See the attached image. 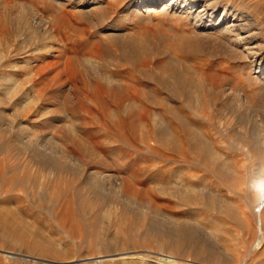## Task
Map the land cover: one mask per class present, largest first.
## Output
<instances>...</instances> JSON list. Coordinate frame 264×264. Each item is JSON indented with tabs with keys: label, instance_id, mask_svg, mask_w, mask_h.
<instances>
[{
	"label": "rangeland",
	"instance_id": "1",
	"mask_svg": "<svg viewBox=\"0 0 264 264\" xmlns=\"http://www.w3.org/2000/svg\"><path fill=\"white\" fill-rule=\"evenodd\" d=\"M151 1L0 0V264H264V0ZM239 9L259 55L216 56L195 25ZM163 117L206 134L228 171L165 141ZM161 215L197 242L162 233Z\"/></svg>",
	"mask_w": 264,
	"mask_h": 264
},
{
	"label": "bare ground",
	"instance_id": "2",
	"mask_svg": "<svg viewBox=\"0 0 264 264\" xmlns=\"http://www.w3.org/2000/svg\"><path fill=\"white\" fill-rule=\"evenodd\" d=\"M152 1H151V3H155V4L159 3V1L158 2L157 1L152 2ZM147 2L148 1H146V3ZM172 2H170L167 6H169ZM188 2H189V0H183V4H184L183 7H186L187 5H189ZM174 3L176 4V2H174ZM191 8H187V9L188 10L190 9V11H191ZM164 9L166 10L167 8L165 7ZM203 10H205V6H204ZM137 11H138V9H137ZM235 15H238V16H235ZM233 16H234V18H233L234 20H233V22L231 21L232 22L231 24L228 23L229 15H228V12H226V15H224L222 17H218L216 19L210 18L209 20H207L204 23H201V24L196 23L197 25H195V26L203 29L204 31H206V30L207 31H213V35L215 36L214 38L213 37L210 38L209 35L206 37H207V40L209 41V43L212 44V48H213L216 56H220L224 59L226 58V59H234V60H236V59H247L248 60V57H255V56L259 55V52H258L259 51V49H258L259 45L249 47V45L252 44V42H250V41L254 37V35L251 34L250 30H249V27L252 25L251 19H249L247 17L243 21V15L241 14L240 9H239V12L234 13ZM211 17H212V15H211ZM238 19H240V20L238 21ZM196 20L197 21L203 20L202 18H200V13L196 16ZM39 22L43 23L44 21L42 20ZM235 22H237V23H235ZM44 23L46 24V22H44ZM44 25L42 27H43V30L45 32V35L46 36L49 35V37H51L50 34H52V32L54 33L55 26L53 24L52 25L47 24L46 26H44ZM57 34H59V33H57ZM56 36L57 35H54L52 38L55 40ZM198 39H202V38H200V36H199ZM197 41H199V40H197ZM53 47H54V45H53ZM259 65H260L259 69L262 72V70H264V58L263 57L261 58ZM67 67H68V65L64 64L63 68L58 71V76L60 77L59 79H61L65 76V74L67 72ZM258 73H259V71H258ZM175 81H176L175 87H177L180 90L179 93L184 94L185 92H187L189 80H188V77L184 75V73H182V72H180V74L178 73V76L175 77ZM259 83H260V81H259ZM261 84H262V82H261ZM229 90L227 89L228 92H229ZM240 90H242V89H240ZM239 92L240 91H238L236 88H231V90H230V94L232 96H233V94L236 95ZM253 93H255V92H253ZM260 108H262L264 111V101L262 103V106H260ZM164 123L166 124V126H165L166 128H164V125L161 123V127H162L161 132L163 133V137L166 141L167 137L169 136V138L171 139V141L174 145V148L176 150H179L180 152L185 154L187 152V150L190 149L194 152H197L198 158L201 161H203L206 165L213 166V167L220 169V171L223 174H225L224 173L225 171H228L227 165L229 162L223 160L219 155L216 154V150L219 149V147L209 137H207L206 134H204L201 131H198L194 127L193 128L187 127L190 129L187 130L188 137L184 140L183 135H185V134L182 133V131L175 132L176 131L175 130L174 132H170L171 130H169L168 128H171V126H170V124H168V121H166L165 118H164ZM186 126H188V125H186ZM232 144L234 147H238V148H244V147L246 148L247 147L250 151H255V148H259L261 145L258 142V139L256 137H254V141H252V142H250L249 140L247 141V140L242 139L241 141H233ZM63 155L67 156L66 154H63ZM262 160L264 161V156L262 157ZM260 164H258L259 165V167H258L259 171L262 169V166ZM254 173H256V172H254ZM237 178H238V176L235 177L234 179L236 180ZM232 179H233V176H232ZM187 193H188V191H187ZM123 195L126 199H128L130 202H132L136 206V208H138V207L141 208V207H143V204H145L143 197L141 195H139L138 193L133 192L128 186H125V189L123 190ZM259 195H260V198L258 201V205L256 207V210H257V227H258V236L259 237H258L256 249L261 248L264 245V184L262 185V188L259 189ZM160 217H162L161 222L164 223V226L161 227L162 233H164V234L166 233V235H168V237H171L172 239H174L176 241H180V242H182V241H195V242H197L198 237L196 235L194 227H192L189 223L181 224L180 222H177L176 220H173L170 217L165 216V215H161ZM198 244H199V242L197 243V245ZM203 245L204 244H202V246H200V244H199L198 246H199V248L200 247L203 248ZM204 246H206V245H204ZM210 248H212V246ZM210 248H208V249H210ZM204 249H205V247H204ZM208 251H207V253H208ZM207 253H205V254H207ZM217 255H219V253ZM217 255L215 252H213V253L211 252V256H213V258H220L219 256H222L223 254L222 255L220 254L219 256H217ZM208 256H209V254H208ZM250 258H251V255L248 256V258L244 260L246 262V264L249 263ZM220 259H222V257ZM214 260H217V259H214Z\"/></svg>",
	"mask_w": 264,
	"mask_h": 264
}]
</instances>
